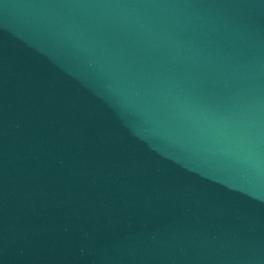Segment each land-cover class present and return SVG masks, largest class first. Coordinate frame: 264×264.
Segmentation results:
<instances>
[{
	"label": "water",
	"instance_id": "1",
	"mask_svg": "<svg viewBox=\"0 0 264 264\" xmlns=\"http://www.w3.org/2000/svg\"><path fill=\"white\" fill-rule=\"evenodd\" d=\"M0 264H264V0H0Z\"/></svg>",
	"mask_w": 264,
	"mask_h": 264
}]
</instances>
